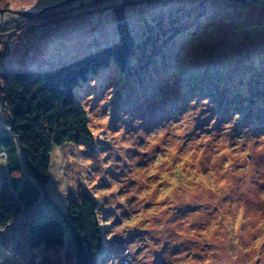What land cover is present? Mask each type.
<instances>
[{"label":"clouds","instance_id":"obj_1","mask_svg":"<svg viewBox=\"0 0 264 264\" xmlns=\"http://www.w3.org/2000/svg\"><path fill=\"white\" fill-rule=\"evenodd\" d=\"M39 4L0 0V53L6 44L20 43L25 16ZM9 81L0 78L5 89L0 96L7 94ZM114 92L108 88L95 108L94 93L76 106L91 143L73 137L51 145L45 155L43 175L56 185L71 215L69 191L77 196L87 191L96 204L95 230L110 229L105 241L126 242L121 255L128 264H157L158 258L163 264H264V132L241 126L237 134L239 112L216 127L219 115L207 111L215 107L211 97L190 99L184 111L150 129L141 118L123 113L114 128L112 109L105 110ZM7 107L4 100L0 119H12ZM129 120L131 127L124 123ZM4 127L15 152L0 150V167L7 170L27 149L23 139L13 138L10 125ZM9 176L21 180L23 172L12 170ZM12 222L0 226V233ZM4 255L11 256V249Z\"/></svg>","mask_w":264,"mask_h":264},{"label":"rangeland","instance_id":"obj_2","mask_svg":"<svg viewBox=\"0 0 264 264\" xmlns=\"http://www.w3.org/2000/svg\"><path fill=\"white\" fill-rule=\"evenodd\" d=\"M118 1L121 0H40L37 10L25 16L28 26L18 37L20 43L6 44L5 51L0 53V71L51 69L119 39L118 21L113 14V7ZM179 1L171 2V8L165 6L163 10H175L180 5L183 11L189 10L197 15L194 16L195 22L186 20L181 29L182 35L177 38L171 36L163 44L162 40L149 44L145 54L139 50L127 72H120L114 66L102 70L76 90V99L80 101L94 93L92 107L95 108L106 90L114 87L113 99L110 105L105 106V110L108 107L112 109V126L115 128L117 121L123 119V113L133 119L141 118L144 121L142 126L150 129L184 111L190 99L216 96L217 99H211L215 107L207 109L213 116L219 115L216 127L230 120L237 112L231 110L232 103L236 107L242 105L245 114L237 125V134L241 126H250L257 133L264 132V32L255 28L250 32L247 28L258 20H264V9H255L254 6L247 10L235 8L234 14L230 15L237 14L240 17L236 18V22L225 24L226 17H222L217 7L209 6L211 3ZM160 2L124 1L126 21L131 32L142 30L146 19L152 17L157 20L155 15L164 6ZM48 8H53L55 12L61 11V16H64L49 21L45 26H32L30 17ZM21 26L17 22V27ZM242 29H246L245 34L239 32ZM189 31H192L193 36L189 35ZM194 35L199 37L196 39L197 46L187 48L182 55V49L190 45L188 41ZM237 38L240 42L235 43ZM213 73L217 75L213 76ZM194 76L200 79L193 84ZM93 79L96 80V86L90 87L89 81ZM205 84L206 92H200L201 85ZM251 116L258 117L259 121L252 123ZM211 118L209 116L202 121L200 126L209 123ZM124 123L131 127V120ZM87 154H92L91 147ZM5 177V169L0 167V198L4 196ZM103 184L102 178L101 186ZM42 196L40 203L28 210V218L37 219V216L44 215L45 218L54 216L62 220L67 217L75 236L67 234V243L62 249L29 251L28 219L22 215L13 226L0 233V264H108L109 260L115 258L119 259V264H128L127 258L121 255L126 242L119 238L105 241L104 235L110 229L95 230L91 212L95 205L87 191L81 192L79 196L69 191L68 201L74 203L73 216L50 177L44 185ZM80 197L81 202L78 203ZM108 214L105 213V216ZM114 225L115 221L109 227ZM6 249H11V256L4 255ZM157 264L163 262L158 258Z\"/></svg>","mask_w":264,"mask_h":264},{"label":"trees","instance_id":"obj_3","mask_svg":"<svg viewBox=\"0 0 264 264\" xmlns=\"http://www.w3.org/2000/svg\"><path fill=\"white\" fill-rule=\"evenodd\" d=\"M124 1H118L113 7L114 17L118 21L119 39L51 69L0 71V78L11 80L5 85L8 89L7 94L0 96V105L3 104L4 100H7L8 107L5 110L12 114V119L0 120V150L11 152L15 156L14 145L8 144L11 142V136L9 132L5 131L4 126L7 124L11 126L14 139L24 140L28 152H22L21 157L14 161L7 170L5 169L4 196L0 198V226H4L12 218L11 226H13L22 215L27 218L29 251L62 249L67 243V234L71 236L76 234L67 217L59 220L54 216L45 218L44 215H40L37 216V219H30L27 216L28 210L40 203L43 197V188L48 180V177L43 175L46 173L44 159H46L45 155L48 148L55 143L67 142L73 137H77L86 143L92 142L87 129L84 127L83 111L76 108L79 103L76 99V90L90 78L96 77L99 72L111 66L116 67L120 72H127L139 50L145 54V48L149 44H153L157 40H162L163 44L171 36L177 38L182 35L181 29L186 20L190 19L195 22L194 18L197 16L189 10L183 11L180 5L175 10H169L170 5H173L176 0H161L160 5L164 6H161L159 13L155 15L157 20L152 17L146 19L142 30L131 32L126 21ZM182 1L184 0L179 2ZM200 1H207L211 3L209 6L217 7V11L222 13V17H226L225 24L236 22V18L240 17L237 14L230 15L234 14L235 8L247 10L254 6L255 9H264L261 7L264 6V0H253L250 4L219 0ZM171 2L173 3L170 4ZM165 6L169 7L166 11L163 10ZM52 9H45L35 17H30L32 26L35 28L45 26L49 24V21L64 16H61V11L55 12ZM210 9L213 10V7ZM208 16L211 17L209 14ZM263 27L264 20H258L247 28L250 32L253 31V28L264 32ZM259 28L261 29L258 30ZM245 30L242 29L239 32L245 34ZM192 31H189L191 36H193ZM191 36L188 41L190 45L182 49V54L187 48L192 49L193 46H197L196 39L199 37L194 35L191 38ZM245 39L247 40V38ZM238 40L237 38L234 42H240ZM146 54L150 55L151 53ZM215 73L213 76L217 75ZM198 78V76H194L192 83H197ZM205 86L206 84L201 85L202 89L198 88V90L206 92ZM3 91L5 89H0V92ZM212 98L217 99L216 96H211ZM230 106L232 111L242 114V119L245 117L242 105L236 107L230 103ZM251 120L252 123L259 121L258 117L254 116H251ZM12 170L22 171L23 178L21 180L11 179L9 173ZM94 205L91 211L92 215L96 208L95 202ZM52 210L57 209L53 208ZM87 228L89 229V226Z\"/></svg>","mask_w":264,"mask_h":264},{"label":"built area","instance_id":"obj_4","mask_svg":"<svg viewBox=\"0 0 264 264\" xmlns=\"http://www.w3.org/2000/svg\"><path fill=\"white\" fill-rule=\"evenodd\" d=\"M219 1H225V2H242L243 0H219ZM253 0H246V1H243V2H246L247 4H250Z\"/></svg>","mask_w":264,"mask_h":264}]
</instances>
